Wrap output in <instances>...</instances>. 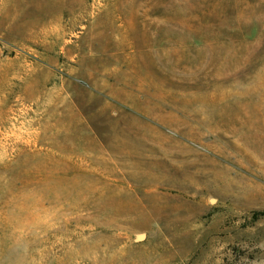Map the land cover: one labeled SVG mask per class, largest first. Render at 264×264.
Instances as JSON below:
<instances>
[{
	"label": "rangeland",
	"instance_id": "1",
	"mask_svg": "<svg viewBox=\"0 0 264 264\" xmlns=\"http://www.w3.org/2000/svg\"><path fill=\"white\" fill-rule=\"evenodd\" d=\"M260 213L264 0H0V264H264Z\"/></svg>",
	"mask_w": 264,
	"mask_h": 264
},
{
	"label": "water",
	"instance_id": "2",
	"mask_svg": "<svg viewBox=\"0 0 264 264\" xmlns=\"http://www.w3.org/2000/svg\"><path fill=\"white\" fill-rule=\"evenodd\" d=\"M144 238V235L143 234H138L135 236V241L136 242H139V241H142Z\"/></svg>",
	"mask_w": 264,
	"mask_h": 264
},
{
	"label": "trees",
	"instance_id": "3",
	"mask_svg": "<svg viewBox=\"0 0 264 264\" xmlns=\"http://www.w3.org/2000/svg\"><path fill=\"white\" fill-rule=\"evenodd\" d=\"M260 215H264V213H260Z\"/></svg>",
	"mask_w": 264,
	"mask_h": 264
}]
</instances>
